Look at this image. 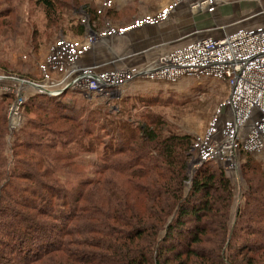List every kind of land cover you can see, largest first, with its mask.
I'll list each match as a JSON object with an SVG mask.
<instances>
[{
  "label": "trees",
  "instance_id": "1",
  "mask_svg": "<svg viewBox=\"0 0 264 264\" xmlns=\"http://www.w3.org/2000/svg\"><path fill=\"white\" fill-rule=\"evenodd\" d=\"M30 1L53 23L65 5L79 7ZM12 16L0 9V35ZM93 97L36 93L9 143L14 97L0 96V264H264V167L255 155L239 152L247 189L231 226L235 187L222 165L192 168L191 135L154 113L131 114L164 99L106 97L111 111ZM100 147L96 176L86 178L78 160Z\"/></svg>",
  "mask_w": 264,
  "mask_h": 264
},
{
  "label": "built area",
  "instance_id": "2",
  "mask_svg": "<svg viewBox=\"0 0 264 264\" xmlns=\"http://www.w3.org/2000/svg\"><path fill=\"white\" fill-rule=\"evenodd\" d=\"M218 1L173 0L169 8L156 16L137 19L126 27L108 25L101 32L89 27L83 41L59 39L49 49L41 67V80L22 82L49 96H59L71 90L88 96L114 97L120 95L123 86L137 78L154 82H177L184 78L223 81L229 86V94L222 107L229 109L230 113L220 112L205 141L194 142L193 148L197 152L195 164L212 161L227 167V171L237 170L240 150L249 153L264 151V29H242L221 39L207 37L197 40L159 56L153 64L140 71L127 67L103 69L104 65H79L83 55L99 40L126 36L160 22L183 2L188 3L191 13H199L213 11ZM113 7L114 0H103L99 13ZM1 80L15 79L0 76ZM6 91L16 97L9 109V127L15 131L21 125L27 96L22 87ZM218 134L221 140L215 139Z\"/></svg>",
  "mask_w": 264,
  "mask_h": 264
},
{
  "label": "rangeland",
  "instance_id": "3",
  "mask_svg": "<svg viewBox=\"0 0 264 264\" xmlns=\"http://www.w3.org/2000/svg\"><path fill=\"white\" fill-rule=\"evenodd\" d=\"M102 2L103 0H78L77 5H79V7L77 9L65 5L59 21L53 23L46 18L42 8H36L30 0H9V2H6V0L0 1V9L4 7L13 9V16L10 17V19H13L11 23L12 26L6 29V34L0 35V76H2V78L9 77L15 79L0 81V96L11 94L6 91L7 89L19 90V88L22 87L23 93L27 96V103L33 95L39 92L22 81L39 82L41 80V67L45 63L49 49L57 40L67 38L69 40L74 39L75 41H80L81 38L87 35L89 27L94 31H97L103 26L106 27L109 25L108 22H112V25L110 26L126 27L145 13H153L156 11L158 9L157 5L160 4L161 0L130 1L119 11H115L113 8L107 10L101 15L100 20L92 24L90 15H92L93 12L99 13V8L102 6ZM248 11L260 13V11L264 10H260V6H253L248 8ZM200 14H202V12L192 13V15L196 17ZM205 22L212 24L211 17L208 16L205 18L204 16V21L202 23L201 21L198 23L192 21L191 24L182 25V28L183 30L201 28ZM176 29L172 30L167 27L164 29V33L167 36L178 35L179 32ZM104 41L105 40H103V42L99 40L96 44H102ZM123 41L124 40L120 39L113 41L108 39L105 44L109 47L113 43L115 48L120 49L125 47ZM94 45L89 52H94ZM117 49L114 52H111L110 50L102 51L100 49L101 54L99 52L91 54L93 61L99 58L98 60L100 62V64L93 63L96 66L101 64L109 65L110 63H117L114 61L118 59L124 61L127 56H130L125 55L128 51H117ZM146 50L147 49H143L139 52ZM85 55L86 54H84L83 57H85ZM104 67L105 68L103 69H106L108 66ZM228 93L229 86L223 81L211 78H184L177 82L149 81L147 83V81H140L138 83L128 84L121 90L119 97L134 100L139 97L154 98L160 96L164 99V104L153 105L152 107L138 106L136 109L131 110V114L138 117L139 120L141 119L140 117L154 113L161 116L182 134L191 135L194 138V142L199 141L203 143L218 114L220 112H225L227 114L230 113L229 109L222 107ZM73 94L76 97L80 96L76 95V93H69L70 96ZM13 97L14 98L9 104L6 112L8 124L9 109L16 100L14 95ZM91 101L93 106L106 105L108 106V110H117L115 105H113L114 103H108L106 97H93ZM29 117H34V115ZM26 118L27 116L23 114L21 125L15 131L11 130L8 125V131L10 133L8 137L9 143L13 141L12 136H14L18 129L23 126ZM215 139L221 140L220 134H218ZM73 147L76 148V146ZM97 150V153L81 155V158L78 160V165L85 169L86 178L93 179L96 176L95 171L97 170L96 167H98L99 158L103 154V147H100ZM251 154L255 155V158L264 167V151L262 153ZM7 155L10 156L8 150ZM196 156L197 152L193 151V157L191 159L192 168L196 167ZM237 164L238 169L233 171H227V167L220 166L221 164L215 162L211 164L213 166L223 167L225 170L227 169L226 173L231 178L235 187V196L231 209V226L234 224L237 209L244 206L243 194L247 189L241 170L242 161L240 155L238 156ZM83 168L82 170H84ZM59 177L63 182H71L73 184H76L77 181L80 180L75 174H61Z\"/></svg>",
  "mask_w": 264,
  "mask_h": 264
},
{
  "label": "crops",
  "instance_id": "4",
  "mask_svg": "<svg viewBox=\"0 0 264 264\" xmlns=\"http://www.w3.org/2000/svg\"><path fill=\"white\" fill-rule=\"evenodd\" d=\"M130 1L136 0H114L113 9H115V11H119L123 9L124 6L127 5ZM172 3L173 0H161L160 4L157 5L158 9L156 11H154L153 13H145L138 19H143L149 16L154 17L165 9L169 8ZM253 6H260V10H264V0H219L216 3L213 11L202 12V14L196 17L190 12L188 3L183 2L179 6H177L166 19L138 29L134 31V34L132 32L131 34L118 38L106 37L105 39H102V42L103 40H105L104 43H98V45H94L95 48L93 53H100V49L102 51L110 50L111 52H114L117 49L115 48L114 44L112 43L109 48L105 44V42L108 39H111V41L118 39L124 40L123 44L125 47L117 49V51H128L125 53V55L130 56H127L124 61L120 59L114 61L117 63L109 65L106 69L127 67L133 71L144 70L145 68H147V66L153 64V62H155L159 56L167 54L177 49L178 47L185 46L197 40L207 37L221 39L225 35L233 34L242 29H264V11H260V13H253L248 11V8H251ZM204 16L205 18L210 16L212 19V24H209V22H205L201 28L183 30L182 25L191 24L192 21H195L197 23L201 21L202 23L204 21ZM108 23L109 25H112V22ZM106 27L103 26L102 28H100V30L97 31L101 32ZM167 27L171 28L172 30L176 29L177 27L176 30L179 32V34L177 33L178 35L175 34L174 36H167L164 33V29H166ZM85 37L81 38L80 41H83ZM143 49L147 50L139 52ZM93 53L92 51L88 52L85 57H83L79 61V65L89 66L100 64L98 60L99 58L95 61L92 60L91 54ZM140 81H147V83L149 82V80H146L144 78H137L129 82L128 84L138 83ZM128 84L123 86L121 90Z\"/></svg>",
  "mask_w": 264,
  "mask_h": 264
}]
</instances>
